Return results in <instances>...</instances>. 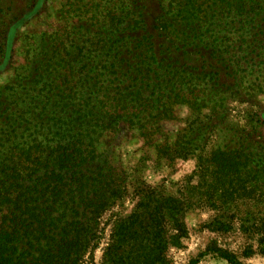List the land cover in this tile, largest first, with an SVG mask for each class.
I'll return each instance as SVG.
<instances>
[{"label": "trees", "instance_id": "obj_1", "mask_svg": "<svg viewBox=\"0 0 264 264\" xmlns=\"http://www.w3.org/2000/svg\"><path fill=\"white\" fill-rule=\"evenodd\" d=\"M21 1L0 0V74L12 73L0 85V264L92 260L101 217L127 194L113 159L122 129L141 143L139 164L194 170L179 197L138 183L100 264H170L198 206L213 232H255L264 254L263 122L251 110L227 142L214 132L227 100L264 94V0H66L60 28L24 36L44 0ZM181 107L189 118L171 138Z\"/></svg>", "mask_w": 264, "mask_h": 264}, {"label": "rangeland", "instance_id": "obj_2", "mask_svg": "<svg viewBox=\"0 0 264 264\" xmlns=\"http://www.w3.org/2000/svg\"><path fill=\"white\" fill-rule=\"evenodd\" d=\"M65 2L66 0H44L38 15L20 30L19 35H37L48 32L52 28H60V7ZM21 4H23L21 0H16L13 7H19ZM71 15L73 14L70 13V17ZM23 36L18 37L15 41V49L20 47ZM11 79L12 73L9 71L0 74V85L8 83ZM226 104L228 122L221 124L214 131L218 133L219 141L227 142L225 136L229 138L231 132L236 128L235 124L240 120L244 123L246 112L249 113L251 110H256L263 122L259 131L260 137L264 140V94H260L254 104H241L237 100H227ZM189 114L186 107L179 108L177 115L180 122L166 124L165 132H169L172 138L174 132L182 127L184 121L189 118ZM208 114L210 113H206V115ZM143 153L141 143L128 130L122 129L116 140V152L113 159L130 175L127 194L101 217L98 247L93 253L92 260H88L86 264H100L102 253L109 242L111 229L130 215L137 204L134 188L138 183L142 186L161 189L165 194L179 197L186 179L194 170L193 160L176 161L168 167L164 162L159 163L158 166L152 158L141 165L139 159ZM149 154L154 157L152 151ZM133 171L134 173H132ZM254 210L256 211V209ZM212 217V211L199 206L186 213L184 218L186 236L180 241L178 247L169 248L167 257L170 264H193L192 262H196L194 264H228L213 253V250L217 249L234 254L241 264H264V254L259 252L260 246L255 232H245L237 224H234L228 232H213L208 226Z\"/></svg>", "mask_w": 264, "mask_h": 264}]
</instances>
